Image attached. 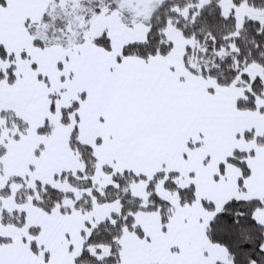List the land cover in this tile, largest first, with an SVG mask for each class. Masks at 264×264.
<instances>
[{"label":"snow or ice","instance_id":"obj_1","mask_svg":"<svg viewBox=\"0 0 264 264\" xmlns=\"http://www.w3.org/2000/svg\"><path fill=\"white\" fill-rule=\"evenodd\" d=\"M0 264H264V0H0Z\"/></svg>","mask_w":264,"mask_h":264}]
</instances>
